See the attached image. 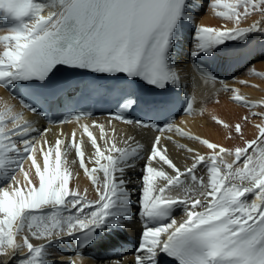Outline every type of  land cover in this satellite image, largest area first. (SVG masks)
<instances>
[{"label":"snow or ice","instance_id":"6c2138e0","mask_svg":"<svg viewBox=\"0 0 264 264\" xmlns=\"http://www.w3.org/2000/svg\"><path fill=\"white\" fill-rule=\"evenodd\" d=\"M196 7L198 0H0V87L23 109L42 115L36 103L72 86L59 81L57 72L88 73L93 79L87 87L123 101L110 116L131 126L120 130L112 120L79 125L92 114L75 112L71 118L81 129L80 138L74 129L70 139L59 133L53 143L47 138L51 129L37 127L23 111L12 105L0 111V257L5 258L0 264H83L89 247L123 230L133 216L140 224L134 264H160L161 254L175 264H264V101L249 100L239 88L193 65L205 86L219 83L217 91L249 109L241 117L243 124L260 119L253 125L256 138L234 149L165 122L167 118L125 114L140 105L138 89L132 87L136 81L161 92L187 81L188 73L173 56L187 23L194 26V60L212 57L228 42L246 48L251 33L264 35V0H212V11L225 21L217 27L196 23L190 14ZM257 13L261 19H255ZM192 83L196 86L195 77ZM19 86L35 90V103L16 91ZM170 104L169 99L155 100L148 111L165 116ZM184 112L193 114L191 98ZM212 120L230 139L233 132L243 139L241 122ZM148 129L160 135L146 145L136 133ZM73 151L91 182L92 199L88 188L69 187L70 178L78 175L72 169L76 160L68 158ZM25 160L30 161L28 170ZM141 160L133 180L129 171ZM178 209L179 217L174 215ZM65 246L73 247L76 259L63 255ZM108 264L125 260L121 254Z\"/></svg>","mask_w":264,"mask_h":264},{"label":"bare ground","instance_id":"6f19581e","mask_svg":"<svg viewBox=\"0 0 264 264\" xmlns=\"http://www.w3.org/2000/svg\"><path fill=\"white\" fill-rule=\"evenodd\" d=\"M211 3L212 0H198V7L190 9V14L197 17L196 23L198 24H204L206 26L212 27L223 25L225 21L215 15L211 9ZM255 19H261L258 13L255 14ZM251 22L252 19L250 18L249 21L242 24V26H248ZM193 31L194 26L191 23H187L182 28L183 34L181 39L175 45L177 47V57L175 59L177 63L181 67L185 68L186 72L188 73L187 81H182L181 86L186 90H190L193 94V114L179 119L174 125L190 132L191 134L200 135L202 138H207L210 141L225 147H230L233 149L237 146L243 147L245 140H252L256 138L257 132L253 125L259 123L260 119L259 117L254 119L250 118L249 124H243L241 117L248 115L249 109L241 106L238 103L230 102L229 94L224 93L223 91H217V89L222 87L219 83H217L215 86H213L211 83H208L205 86L204 79L193 73V69L191 67L192 57L190 56ZM249 36L250 38L247 42L246 48L240 47L235 42H228L226 45L221 46L220 50L214 54L216 60L215 71L219 72V76L221 77L218 80H223L230 86L239 88L240 93L246 96L249 100L264 101V78L257 75V73L264 74V35L256 32L249 34ZM0 50H2V48H0ZM193 77H195L197 82L196 86H194L192 83ZM242 79L247 80L246 85L238 83V81ZM185 83H187V88L184 87ZM252 85H256L257 87H252ZM216 100H218L219 103H215L214 101ZM8 105L14 106L16 111H23L25 117L34 122L37 127H40L41 129H51V131L47 134V138L50 142L54 143V140L59 133H63L64 136L70 139L71 133L74 129L77 130V139L80 138L81 129L78 128L76 120H71L67 123L58 125L45 124L44 121L36 114L24 110L14 98L8 95L4 88L0 87V111H3ZM201 108L204 109L203 115L200 114ZM253 111H260V109H253ZM213 116L219 117L225 122L233 125L237 122H241L243 127V139L236 137L234 132L233 138L230 139L228 137V131L214 123L212 120ZM107 121L108 120H99L97 122L106 124ZM84 124L91 125L92 120L79 121V125ZM112 126L120 130H131L130 125H125L120 122L112 121ZM90 130H93L95 135H99L98 129L94 130L90 128ZM136 135L137 139H140L141 142L147 145L151 138L160 134L154 133L148 129L144 130L143 132H138ZM164 135H172L174 139H180L179 137H176L174 133H164ZM84 139L86 140L87 138L84 137ZM164 142L168 143L167 141ZM180 142L191 144L190 141L185 139H180ZM194 146L199 147L202 152L207 153L209 151L203 146ZM39 147L40 145H37V148ZM169 147L172 148L170 143ZM172 155L173 157H176L178 155L177 151L173 150ZM68 158L69 160H76V163L72 165V169L74 174L78 173V175H74V178H70L69 187H79L80 190L88 188L89 198H94L95 193L91 188V182L88 180L83 170L79 168V161L78 158L75 157L74 151L69 155ZM227 159L231 161L232 158L227 157ZM38 162L42 166V157L39 158ZM142 166L143 160L138 162L135 170L129 171V175L133 180L136 179V176L140 172ZM24 167L26 170H28L30 167V161L25 160ZM89 167H91V165H89ZM16 175L17 179L20 181V184L24 185L26 182L24 181L23 175L19 172H17ZM30 176H35L34 169L30 171ZM35 182L38 185V178ZM0 186H3L2 183H0ZM133 199H135V196ZM181 214L182 211L179 209L174 213V215L177 217H179ZM139 231V220L136 216H133L129 225L123 230L116 233H110L89 247L86 252L93 249L96 252V256L93 257L94 259H85L83 264H108L109 259L120 258L121 254L122 258L125 260V264H134V255L132 254L130 247L132 243H135L138 240H133L131 237L139 236ZM62 251L65 257L76 259L73 254V247L65 246L63 247ZM56 258L59 259V255H57ZM4 259V257H0V260ZM10 264H15V262L11 261Z\"/></svg>","mask_w":264,"mask_h":264}]
</instances>
